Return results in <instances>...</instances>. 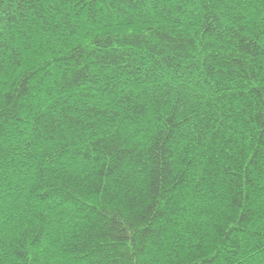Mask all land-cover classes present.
Instances as JSON below:
<instances>
[{
	"label": "trees",
	"instance_id": "obj_1",
	"mask_svg": "<svg viewBox=\"0 0 264 264\" xmlns=\"http://www.w3.org/2000/svg\"><path fill=\"white\" fill-rule=\"evenodd\" d=\"M0 264H264V0H0Z\"/></svg>",
	"mask_w": 264,
	"mask_h": 264
}]
</instances>
